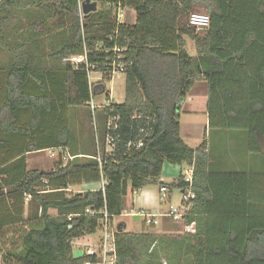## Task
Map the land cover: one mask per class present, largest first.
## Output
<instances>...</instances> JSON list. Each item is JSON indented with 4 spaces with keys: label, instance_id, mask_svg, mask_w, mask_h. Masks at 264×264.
I'll use <instances>...</instances> for the list:
<instances>
[{
    "label": "trees",
    "instance_id": "trees-1",
    "mask_svg": "<svg viewBox=\"0 0 264 264\" xmlns=\"http://www.w3.org/2000/svg\"><path fill=\"white\" fill-rule=\"evenodd\" d=\"M82 1L0 0V236L27 222L8 256L86 264L94 258L74 257L71 241L96 233L97 211L120 215L128 191L148 185L185 187L180 176L159 180L167 162L193 166L182 231L169 219L163 233L122 228L117 264H264V0H91L98 8L87 17ZM119 7L134 9L133 25L117 21ZM198 10L209 15L207 29L188 24ZM187 38L213 63L201 76L207 129L196 148L180 136L181 104L199 72ZM114 44L124 48V100L92 114L85 66L67 59L86 53L100 69ZM82 107L90 128L79 145L65 113ZM109 120L119 141L105 153ZM57 146L74 158L28 169L29 153ZM101 179L103 189L67 191ZM26 199L34 207L24 220Z\"/></svg>",
    "mask_w": 264,
    "mask_h": 264
},
{
    "label": "built area",
    "instance_id": "built-area-1",
    "mask_svg": "<svg viewBox=\"0 0 264 264\" xmlns=\"http://www.w3.org/2000/svg\"><path fill=\"white\" fill-rule=\"evenodd\" d=\"M81 3L79 2L80 15L83 16L81 11ZM188 24L194 26L198 29H207L209 26V15L207 13L193 11L188 16ZM116 38V32L108 37L109 40ZM100 46V45H99ZM96 50H99L97 48ZM107 57L101 63L100 69H95L94 65H91L87 61L86 53L81 56H73L67 60L71 63L78 65L83 64L85 66V71L87 75V80L89 84L90 99L88 105L94 114L95 108L102 105H109L114 102L110 96L112 90V81L116 74H124V48L114 44L110 49L104 50ZM97 96H104V103H96L95 98ZM118 128L116 122L109 120L107 123V133L105 137V153H109L114 147L118 140V136H111L110 131H116ZM132 143L129 142L127 147ZM141 142H138L136 146H140ZM50 158H55L56 163L61 162L62 166L69 160L73 159L67 147L57 146L43 149ZM97 160H100L99 154L97 155ZM100 163V162H99ZM177 168V173L175 171L174 175L176 177L180 176L186 183L185 187L182 188L180 201L176 204H169L165 210L149 211L147 209H141L135 211V213H130L124 209L121 214L123 215H138L142 217L143 222L148 226L159 225L163 219H169L173 222H181L190 213L194 205L195 193L192 190L193 184V166L182 167L179 165H174ZM97 185V186H96ZM74 187V186H73ZM69 187L67 191L70 193L82 192L85 189H103L104 180L101 179L99 182L90 184H81L80 187ZM160 199H165L168 194V189L165 185L159 186ZM86 213H94L92 209H85ZM100 216L99 225L96 232H99L98 244L93 245L90 243L82 244L84 247L78 251L79 244L76 242L77 239L72 240V254L74 257L79 256H89L94 259L90 260L86 264H117V254H116V244H115V234L117 230L112 225V217L105 210L97 211ZM74 246L77 248L74 249ZM77 251V252H76ZM74 252V253H73Z\"/></svg>",
    "mask_w": 264,
    "mask_h": 264
},
{
    "label": "rangeland",
    "instance_id": "rangeland-1",
    "mask_svg": "<svg viewBox=\"0 0 264 264\" xmlns=\"http://www.w3.org/2000/svg\"><path fill=\"white\" fill-rule=\"evenodd\" d=\"M197 12L206 13L203 10H198ZM185 48H186L187 53L190 56H193V54L195 53L193 42L188 38L186 40ZM124 82H125L124 74L118 73L115 75L112 81V84H108V86L112 85L110 96L113 99V101L116 103H121L124 100V95H125ZM186 98H188V96H186ZM104 99H105L104 96H97L95 98V102L104 103ZM185 103L186 105L191 104V106H194L195 108H197V113H198L197 121L200 123V125L204 124L205 117L202 115V112L206 111L205 109L206 98L197 97V99H193L192 101L186 100ZM65 114L67 116V119L71 120V123L73 124L72 127H73V130L77 134V139L79 140L78 144L80 145L82 140H84L83 139L84 134H86L90 128V123L88 119L85 117V107L77 108V109H69L67 110ZM181 117L183 118V113L181 114ZM203 138L204 137L202 133V136L200 138H198V135H197V137H193L192 139H187L186 142L191 148H196L201 143ZM26 157H27L26 160H27L28 169L38 168V169L48 171L51 168H53V166L56 163V159L48 157L47 153L43 150L31 152ZM175 171H177V168L174 165L166 162L163 165L161 175L165 179H171L173 178ZM174 191H175L174 194L176 197L175 199L177 201V199L179 198V194H178L179 192L177 191V189H175ZM137 194H138V191L136 193H133V197L135 198ZM28 201L29 199H26V201L24 202V210H23L24 220L27 219V217H31L33 207H34V204H31V206L30 205L28 206V203H29ZM0 210H1L0 211L1 213H4L3 207ZM49 212L51 214H55L54 210H49ZM119 222L121 223L123 222L125 224L126 231L134 232V233H138L141 231H151V230L158 232V233L159 232L163 233V232L169 231L170 229L167 226L169 221L164 220V219L160 222L159 225H156L155 227L144 225L141 222V219L139 217L131 216V215H124L123 217H116L114 219V223L119 224ZM26 224L27 222L25 221V222L14 224V225H11L5 228L4 232L0 236V264H17L13 258L8 256L7 253L15 251L16 248H18L17 235L22 229L25 228ZM176 227H177V231H182V222H177ZM99 234H100L99 232H96L94 234L87 235L83 237L82 239H79V241H76L79 244V246H77L78 251L84 247L82 244L90 243L93 245L94 244L97 245L99 242L98 241ZM77 247L74 246V249Z\"/></svg>",
    "mask_w": 264,
    "mask_h": 264
},
{
    "label": "crops",
    "instance_id": "crops-1",
    "mask_svg": "<svg viewBox=\"0 0 264 264\" xmlns=\"http://www.w3.org/2000/svg\"><path fill=\"white\" fill-rule=\"evenodd\" d=\"M98 8V3H97ZM117 21L120 23H125L128 25H133L136 22V12L133 8L127 7V8H121L119 7L117 9ZM194 54L192 57H195L197 62V67L199 69V72H197V78L194 81V84L187 94L188 98H185L181 104L180 109V136L183 139V141L187 144V139H192L193 137L200 138L203 133V137L206 135V129H207V115L206 111L202 112V115L205 117V123L200 125V123L197 121L198 113L197 108L194 106H191V104L186 105L185 101H192L193 99H197V97H205L207 99V87L206 83L202 80L201 76L203 72L213 69V63L210 57L204 56V55H198L197 52L194 49ZM206 62V63H205ZM206 64V66H205ZM186 106H185V105ZM185 107V108H184ZM206 109V106H205ZM183 113V118L181 117V114ZM188 145V144H187ZM189 146V145H188ZM190 147V146H189ZM177 173V171H176ZM162 174V172H161ZM160 181L164 183H171L173 181H176V176L174 175L171 179H165L162 175L160 176ZM93 186H95V183H93ZM97 186V185H96ZM70 187V186H69ZM73 187V186H71ZM76 187V186H75ZM80 186H78L79 188ZM179 192V198L176 201L175 197V189H168V194L165 199H160V193H159V185H148L141 190L138 191V194L133 197V193L128 191V194L126 196V208L127 211H131L130 213H135V211L141 210V209H147L149 211H157V210H165L166 207L169 204H178L180 201V195L182 189L176 188ZM176 201V202H174ZM131 216H136L141 219V222L146 225L143 222L142 217L138 215L129 214ZM123 214H120L118 216L112 217V225L113 227L118 231V227L124 228L126 230L125 224L122 222H119V224L114 223V219L116 217H123ZM167 220V219H164ZM155 227V226H153ZM82 239V238H81ZM79 241V239H77Z\"/></svg>",
    "mask_w": 264,
    "mask_h": 264
},
{
    "label": "water",
    "instance_id": "water-1",
    "mask_svg": "<svg viewBox=\"0 0 264 264\" xmlns=\"http://www.w3.org/2000/svg\"><path fill=\"white\" fill-rule=\"evenodd\" d=\"M97 10V2L91 0H84L81 3V11L84 17L89 16L90 13ZM122 228L118 227V231Z\"/></svg>",
    "mask_w": 264,
    "mask_h": 264
}]
</instances>
